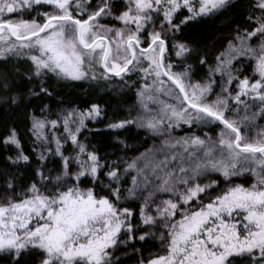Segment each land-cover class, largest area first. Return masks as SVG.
Listing matches in <instances>:
<instances>
[{
	"label": "snow or ice",
	"instance_id": "snow-or-ice-1",
	"mask_svg": "<svg viewBox=\"0 0 264 264\" xmlns=\"http://www.w3.org/2000/svg\"><path fill=\"white\" fill-rule=\"evenodd\" d=\"M0 66V261L264 264V0H0Z\"/></svg>",
	"mask_w": 264,
	"mask_h": 264
},
{
	"label": "trees",
	"instance_id": "trees-1",
	"mask_svg": "<svg viewBox=\"0 0 264 264\" xmlns=\"http://www.w3.org/2000/svg\"><path fill=\"white\" fill-rule=\"evenodd\" d=\"M224 23L220 21H216L211 24L203 25L196 30V35L198 38L204 43H212L213 39L218 35L219 31L224 27ZM6 69L3 66H0V71H5ZM21 90H25L27 84L25 82H21L19 84ZM61 92L64 93L68 100H76L78 103L81 102V97L85 100L89 98V91L81 88H61ZM95 98L97 100H104L110 107L116 106L118 103H123L128 106H131L133 97L129 95L125 96H115L110 95L104 91H97L95 93ZM0 119H8L12 120L18 126L22 136L24 137L26 143L25 147L30 148L32 144L31 133L29 132V120L28 117L22 112L10 113L5 115L3 110L0 109ZM94 142H98L97 146L101 147L102 150L105 151H113L111 147V140L107 133H97L94 136ZM4 153L0 152V160L3 159ZM30 174V173H29ZM158 247V244H150L149 248L155 249ZM0 264H6V262L0 261ZM129 264H134V261H129Z\"/></svg>",
	"mask_w": 264,
	"mask_h": 264
}]
</instances>
